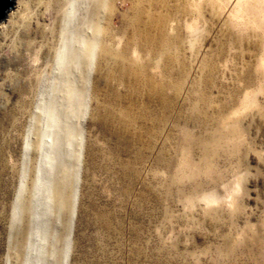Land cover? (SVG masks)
Here are the masks:
<instances>
[{
  "label": "rangeland",
  "instance_id": "374dc122",
  "mask_svg": "<svg viewBox=\"0 0 264 264\" xmlns=\"http://www.w3.org/2000/svg\"><path fill=\"white\" fill-rule=\"evenodd\" d=\"M98 1L0 22V264H264V0Z\"/></svg>",
  "mask_w": 264,
  "mask_h": 264
},
{
  "label": "bare ground",
  "instance_id": "6f19581e",
  "mask_svg": "<svg viewBox=\"0 0 264 264\" xmlns=\"http://www.w3.org/2000/svg\"><path fill=\"white\" fill-rule=\"evenodd\" d=\"M130 1V2H129ZM143 0H110V9L112 10L111 12L108 13V19H110L109 17L116 12L117 10V2H119L122 5H127L129 2V8H130V12L132 16L129 15H124V24L125 25H131L138 21L139 19H141V17L143 16L145 10H144V4L142 5L141 2ZM24 0H22L21 4H23ZM106 0H99L97 3V11L95 10V14H99L100 10L102 9V11L106 10ZM20 6V5H19ZM19 9V7H18ZM16 10V9H15ZM19 11L17 10V12L15 14H18ZM150 22H154L155 24H150L148 23V21H146L144 23V27L148 28L151 27L153 28V31L155 33V38L151 41H147L145 43V45L147 47H151L153 49H156L158 47H161L162 49L169 47L170 43H171V39L168 35V27H167V21H165L163 18L157 17V18H151L149 19ZM97 31V33H96ZM101 32H104V37H103V43L101 42V45L99 47V59L103 60V61H108L109 63H111V65L113 66L114 62H116L117 60H123L126 61L127 63L130 64V69L132 70H141L143 69L141 65L136 64V63H130V59L128 57V54L130 52L131 49L129 48H125L122 47V49L120 51H116L115 49H113V47L109 46L110 44L116 43V39L114 38V35L111 34L109 32L108 27H104L102 28L98 22L95 24V30H94V38H99V35L101 34ZM97 36V37H96ZM94 44V43H93ZM92 47V46H91ZM146 48V47H145ZM88 54H90V57H92V59H96V52L94 50H92L90 48V46H86L85 50ZM119 53V54H117ZM49 47L46 48V44H45V49L43 50V55H44V60L47 59V57L49 56ZM263 63L264 61L261 60ZM264 66L261 68L263 70ZM122 75H126V76H135V73L132 72L129 69L124 68L122 70V73L120 76Z\"/></svg>",
  "mask_w": 264,
  "mask_h": 264
},
{
  "label": "water",
  "instance_id": "95a60500",
  "mask_svg": "<svg viewBox=\"0 0 264 264\" xmlns=\"http://www.w3.org/2000/svg\"><path fill=\"white\" fill-rule=\"evenodd\" d=\"M14 0H0V22L6 17L8 11L13 7Z\"/></svg>",
  "mask_w": 264,
  "mask_h": 264
}]
</instances>
